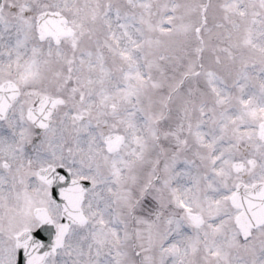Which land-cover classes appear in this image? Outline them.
I'll return each instance as SVG.
<instances>
[{"label":"snow or ice","instance_id":"6c2138e0","mask_svg":"<svg viewBox=\"0 0 264 264\" xmlns=\"http://www.w3.org/2000/svg\"><path fill=\"white\" fill-rule=\"evenodd\" d=\"M0 264H264V0H0Z\"/></svg>","mask_w":264,"mask_h":264}]
</instances>
